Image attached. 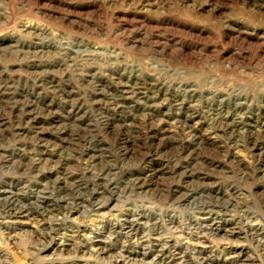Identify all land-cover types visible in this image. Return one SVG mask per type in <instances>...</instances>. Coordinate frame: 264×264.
I'll use <instances>...</instances> for the list:
<instances>
[{
    "label": "rangeland",
    "instance_id": "obj_1",
    "mask_svg": "<svg viewBox=\"0 0 264 264\" xmlns=\"http://www.w3.org/2000/svg\"><path fill=\"white\" fill-rule=\"evenodd\" d=\"M0 264H264V0H0Z\"/></svg>",
    "mask_w": 264,
    "mask_h": 264
},
{
    "label": "bare ground",
    "instance_id": "obj_2",
    "mask_svg": "<svg viewBox=\"0 0 264 264\" xmlns=\"http://www.w3.org/2000/svg\"><path fill=\"white\" fill-rule=\"evenodd\" d=\"M242 129V128H241ZM26 202V201H25ZM124 203V202H123ZM145 220V219H144ZM134 223V222H133ZM175 224V223H174ZM137 230V229H136ZM132 235V234H131ZM161 253V252H160ZM182 263H184V262H182Z\"/></svg>",
    "mask_w": 264,
    "mask_h": 264
}]
</instances>
